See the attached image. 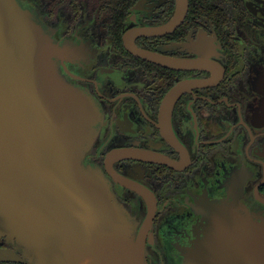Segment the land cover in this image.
Returning a JSON list of instances; mask_svg holds the SVG:
<instances>
[{
	"label": "flooded vegetation",
	"instance_id": "af4514ba",
	"mask_svg": "<svg viewBox=\"0 0 264 264\" xmlns=\"http://www.w3.org/2000/svg\"><path fill=\"white\" fill-rule=\"evenodd\" d=\"M18 1L59 47V76L98 111L80 165L106 181L129 251L141 241L138 264H192L195 251H210V223L224 207L264 221V0H187L185 12L181 0ZM175 16L166 31L133 33ZM126 35L136 48L195 65L138 56ZM0 249L13 251L0 264L35 263L16 239L0 236Z\"/></svg>",
	"mask_w": 264,
	"mask_h": 264
},
{
	"label": "water",
	"instance_id": "95a60500",
	"mask_svg": "<svg viewBox=\"0 0 264 264\" xmlns=\"http://www.w3.org/2000/svg\"><path fill=\"white\" fill-rule=\"evenodd\" d=\"M186 8L187 0H181L180 10ZM38 21L18 0H0V236L31 249L34 264H138L141 241L129 251L124 215L106 181L80 165L98 111L82 90L59 76L53 61L59 47ZM175 24L176 16L165 26L133 33L166 31ZM124 42L130 52L159 64L195 65L136 48L127 35ZM115 155L153 156L142 150ZM227 209L210 223L204 245L210 251H195L191 263L264 264V221L254 223ZM12 255L0 249V261Z\"/></svg>",
	"mask_w": 264,
	"mask_h": 264
},
{
	"label": "trees",
	"instance_id": "16d2710c",
	"mask_svg": "<svg viewBox=\"0 0 264 264\" xmlns=\"http://www.w3.org/2000/svg\"><path fill=\"white\" fill-rule=\"evenodd\" d=\"M101 2H105L106 0H100ZM111 1L113 2L114 0H108V2ZM112 13L114 14V11L112 10Z\"/></svg>",
	"mask_w": 264,
	"mask_h": 264
}]
</instances>
